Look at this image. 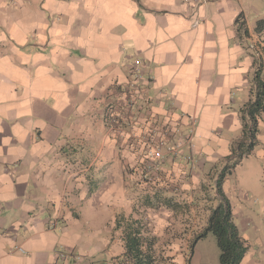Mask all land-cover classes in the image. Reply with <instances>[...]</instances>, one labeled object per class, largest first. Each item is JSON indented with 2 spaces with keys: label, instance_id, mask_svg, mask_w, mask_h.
<instances>
[{
  "label": "crops",
  "instance_id": "obj_1",
  "mask_svg": "<svg viewBox=\"0 0 264 264\" xmlns=\"http://www.w3.org/2000/svg\"><path fill=\"white\" fill-rule=\"evenodd\" d=\"M239 17L251 33L244 0H0V264H118L116 218L141 219L143 137L155 125L184 140L197 118L185 149L196 167L167 159L159 211L210 182L242 139L237 97L251 91ZM137 58L151 104L120 114ZM159 213L144 216L150 227ZM185 251L175 258L190 264Z\"/></svg>",
  "mask_w": 264,
  "mask_h": 264
},
{
  "label": "rangeland",
  "instance_id": "obj_2",
  "mask_svg": "<svg viewBox=\"0 0 264 264\" xmlns=\"http://www.w3.org/2000/svg\"><path fill=\"white\" fill-rule=\"evenodd\" d=\"M249 27L252 29L247 39L249 44L245 50H249L252 58L251 81L253 79V65L255 62L254 52L264 56L262 47L264 46V35L254 34V28L259 20L264 19V0H244ZM251 90V89H250ZM249 90L244 95L237 97V113L241 116V110L249 101ZM239 98L242 100H239ZM239 100V101H238ZM237 125V124H236ZM239 125V126H238ZM235 135L242 138L239 120ZM236 126V127H237ZM242 140V139H241ZM239 140V142H241ZM264 118L259 128L258 144L251 155L244 157L241 161L228 157L224 163H219L217 169L209 175L210 182L203 186L201 191L190 197V199H180L179 193L175 194L180 201V206L175 211L169 213L161 212L164 222L152 225L150 228L157 237V254H162L164 258L176 257L181 251L187 253V257L192 256L190 264H220V250L218 242L212 233L200 239L191 253V245L194 239L204 232V227L208 224L211 210L217 197V181L220 170H223L227 162L235 166L232 173H226V192L230 197V203L235 207V219L240 224L241 231L246 234L245 240L249 246L248 257L245 264H264ZM149 189L155 192L159 185L148 182ZM162 186H160L161 188ZM175 188V187H174ZM173 189V188H172ZM145 195V194H142ZM163 199H167L164 198ZM173 199V198H172ZM179 203V202H178ZM179 205V204H176ZM215 206V205H214ZM159 212L156 213V216ZM259 213L261 216H259ZM153 217L152 213H149ZM152 214V215H151ZM160 214V213H159ZM147 216V215H145ZM208 219V220H207ZM242 221V223H240ZM176 259V258H175ZM176 264H184L180 258L175 260Z\"/></svg>",
  "mask_w": 264,
  "mask_h": 264
},
{
  "label": "trees",
  "instance_id": "obj_3",
  "mask_svg": "<svg viewBox=\"0 0 264 264\" xmlns=\"http://www.w3.org/2000/svg\"><path fill=\"white\" fill-rule=\"evenodd\" d=\"M240 20L241 17L237 19L239 31L248 37L249 32L244 28L245 23ZM254 34L264 35V19L257 22ZM262 49L264 53V46ZM254 57L250 99L241 110L242 140L231 148L230 157L239 161L251 155L257 146L259 128L264 118V56L254 52ZM234 168L235 166L231 165L225 167L219 176L217 181L218 205L212 210L207 228L194 239L191 245V253H193L196 243L208 233H212L218 242L220 264H242L249 251L247 242L240 236L234 223L230 200L222 189L226 173L231 174ZM162 206H168L166 202L164 203L163 196L160 193L150 192L141 196L138 205L134 207L133 213L141 216V219H135L133 215L120 214L117 216L115 229L123 231L125 243V253L118 260V264H176L174 257L164 258L161 253L157 254V237L149 223L144 220L145 215L149 213L155 215Z\"/></svg>",
  "mask_w": 264,
  "mask_h": 264
},
{
  "label": "built area",
  "instance_id": "obj_4",
  "mask_svg": "<svg viewBox=\"0 0 264 264\" xmlns=\"http://www.w3.org/2000/svg\"><path fill=\"white\" fill-rule=\"evenodd\" d=\"M209 0H181L184 5L198 6L205 5ZM223 1V0H216ZM130 77L129 85L126 92V101L121 106L120 114H126L127 111L137 109V101L143 100L145 106L149 108L151 99L146 96L148 79L145 76V65L139 58L135 59L128 67ZM120 116L113 115V121L117 122ZM189 131L184 140H181L178 128H172L165 125L158 127L155 125L148 131L147 136L143 137L145 148L148 151L146 160L143 165V175L145 180L151 183L162 182L163 167L167 159L181 160L187 164L188 168L196 167V157L193 154L185 153L186 148L192 146L195 138L197 118L187 117Z\"/></svg>",
  "mask_w": 264,
  "mask_h": 264
}]
</instances>
